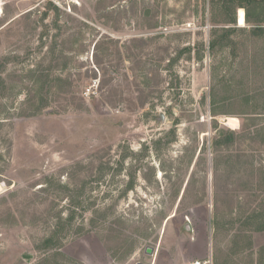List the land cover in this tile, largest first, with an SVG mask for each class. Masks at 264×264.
Instances as JSON below:
<instances>
[{
  "label": "rangeland",
  "instance_id": "374dc122",
  "mask_svg": "<svg viewBox=\"0 0 264 264\" xmlns=\"http://www.w3.org/2000/svg\"><path fill=\"white\" fill-rule=\"evenodd\" d=\"M220 7L0 0V264H264V35L210 50Z\"/></svg>",
  "mask_w": 264,
  "mask_h": 264
},
{
  "label": "trees",
  "instance_id": "16d2710c",
  "mask_svg": "<svg viewBox=\"0 0 264 264\" xmlns=\"http://www.w3.org/2000/svg\"><path fill=\"white\" fill-rule=\"evenodd\" d=\"M51 3V2H48ZM221 3V11L225 13V18H216L215 16L212 17V22L216 24H222L223 26L221 28H213V38L209 42V49L215 48L217 45H219L221 42H223V39H228V35L231 31L234 30L235 28V10L238 7H243L245 10V22L247 24H252L251 26V33L253 34H261L264 35V0H220ZM148 27H155L156 26V21L151 22L148 24ZM227 25V26H225ZM234 25V26H231ZM221 30L222 33L218 34L217 31ZM196 47L199 49V55L197 56L198 60H202L203 55H200V53L205 52V45L203 43L197 44ZM184 49H191L190 47L184 48ZM176 55V57L170 58L168 61L167 65L164 67V69L169 73L171 80L177 79L178 76L177 74L173 71V64L174 62L180 57L181 51H179ZM97 57V55H96ZM96 63L99 64L100 61L96 59ZM102 70V75L101 78L99 79V86L103 87L110 78H106L107 74L112 72V70H108L107 68L101 67ZM113 73V72H112ZM110 75V74H109ZM108 93V92H107ZM106 101L108 103H111L109 96L106 95ZM175 103V101H174ZM144 101H140L139 105H143ZM233 139V134L232 132L229 133V136H226V144L230 143L231 140ZM62 218L58 217L56 219L57 222L54 223L51 231L49 234L43 237L44 239V247L46 248H51V247H56L58 245V231L57 228H60V232L63 231L64 227L68 222L63 221ZM70 223L67 224L69 226ZM56 226V228H55ZM260 228L264 227V224L260 225ZM259 228V227H258ZM60 236V235H59Z\"/></svg>",
  "mask_w": 264,
  "mask_h": 264
},
{
  "label": "bare ground",
  "instance_id": "6f19581e",
  "mask_svg": "<svg viewBox=\"0 0 264 264\" xmlns=\"http://www.w3.org/2000/svg\"><path fill=\"white\" fill-rule=\"evenodd\" d=\"M237 20H238V25H240V26L245 25V12H244L243 8H238Z\"/></svg>",
  "mask_w": 264,
  "mask_h": 264
},
{
  "label": "built area",
  "instance_id": "2783aa9c",
  "mask_svg": "<svg viewBox=\"0 0 264 264\" xmlns=\"http://www.w3.org/2000/svg\"><path fill=\"white\" fill-rule=\"evenodd\" d=\"M190 264H211V259L207 258L204 260H196V261L191 262Z\"/></svg>",
  "mask_w": 264,
  "mask_h": 264
},
{
  "label": "water",
  "instance_id": "95a60500",
  "mask_svg": "<svg viewBox=\"0 0 264 264\" xmlns=\"http://www.w3.org/2000/svg\"><path fill=\"white\" fill-rule=\"evenodd\" d=\"M237 21H238V20H237ZM185 228H189V227H188V224H186ZM146 251H147V252H150L151 249L148 247V248L146 249ZM138 264H146V263H138Z\"/></svg>",
  "mask_w": 264,
  "mask_h": 264
}]
</instances>
